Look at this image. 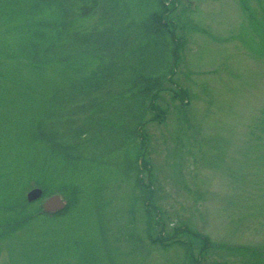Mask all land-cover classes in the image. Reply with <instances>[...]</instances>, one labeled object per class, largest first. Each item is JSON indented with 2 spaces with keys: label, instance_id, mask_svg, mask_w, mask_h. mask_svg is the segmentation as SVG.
Segmentation results:
<instances>
[{
  "label": "rangeland",
  "instance_id": "rangeland-1",
  "mask_svg": "<svg viewBox=\"0 0 264 264\" xmlns=\"http://www.w3.org/2000/svg\"><path fill=\"white\" fill-rule=\"evenodd\" d=\"M33 2L0 0V154L6 145L8 157H15L3 172L22 173L30 153H39L28 171L38 177L44 162L52 187L62 183L55 155L44 161L40 145L26 140L31 120L46 107L57 111L76 103L86 140L95 136L123 148L69 178L82 188L70 208L68 191L49 192L26 206L33 214L27 222L5 219L7 194L27 204L31 189L45 188L26 177L0 188V264H264V0H178L168 19L186 41L160 92L166 117H145L147 150L140 163L144 159L151 169L140 165V172L132 165L141 143L125 134L130 111L138 107L127 87L137 73L162 71L172 46L141 36L129 23L140 24L158 8L157 0H121L131 7L127 25L90 27L81 56L40 66L24 44L36 39L40 20H55L56 8L27 17ZM69 39L65 29L64 54ZM177 86L187 92L185 104L173 97ZM101 105L108 106L105 114ZM57 193L68 203L65 211L43 212L44 201ZM182 226L189 233L174 238L185 244L152 241L163 227L169 236Z\"/></svg>",
  "mask_w": 264,
  "mask_h": 264
},
{
  "label": "trees",
  "instance_id": "trees-1",
  "mask_svg": "<svg viewBox=\"0 0 264 264\" xmlns=\"http://www.w3.org/2000/svg\"><path fill=\"white\" fill-rule=\"evenodd\" d=\"M33 1L34 2L29 6V11H27V14L25 13L27 17H35L40 13H45L47 7L55 6L56 8L54 11L55 20L53 19L52 23H45L44 20H40L39 23L42 24V28L39 31L34 32L36 39L24 44V47L30 51V54L28 55H30L31 58H34L32 59L33 61L36 60L34 61L35 66L47 64L50 59L62 62V60H72L78 58L83 54L82 52H84V49L86 48L84 42L81 41L82 39L87 38L86 33L90 27L97 28L105 25L106 28H110L115 25L125 26L128 23L126 17L129 13H131V7L129 4L121 3V0ZM157 2L158 8L148 12L140 24L135 23L134 19H132L129 23V26L136 25L137 27H140L141 36L147 39L151 37H160V39H163L168 47L172 46V49L169 48V51L171 50V52L166 58H164V60H168V62L166 61L162 71L156 72L155 74H147L144 72L137 73L127 87V89L131 91L133 97L137 99L138 105L136 110L130 111V121L128 122L130 124L126 126L125 129V134L127 135L128 140H131V142L138 141L141 143L139 155L134 158L132 165V168L136 169L137 172H140L141 170L140 165H143L148 170L151 169L149 163L145 162L144 159L140 163V158H142V148L144 147V153L145 150H147V137L143 134L144 125L147 123L145 117L148 112L152 114L149 119L158 122L163 121L166 117V108H163L159 101L161 98L160 92L163 89L164 82L167 80L170 81L172 74L175 72V66L180 62V48L184 43V37L181 39L177 38L174 34V30L170 29L171 21L168 19V15L176 8L177 1L157 0ZM145 3L150 9V5L147 2ZM137 4H139L141 9L144 6L142 1H139ZM82 18H90V21L87 24H82ZM49 28H53L51 29V32L47 31ZM65 29L68 30L70 39L68 40L66 46V51L68 52L64 54L65 51L63 42L60 41L63 39ZM168 35L170 37L169 40L167 39ZM49 36L53 37L52 41L49 40ZM43 41H48L49 44L43 46ZM96 89H100V87H97ZM173 97L180 98V100H182V104H185L184 102L187 98V92L184 88L177 86L176 89H174ZM107 107V105H101L100 111L105 114L108 111ZM79 112V106L76 103H74L73 106L67 108L64 107L62 110L57 111L46 107L44 111L40 112L37 117L34 118V122L31 120L30 127H27L28 129L26 128L27 130H25L27 134V143L33 145L37 143L41 147V152L42 150L44 151V154L42 155V157H44V161L45 158L49 156V153L55 155L56 160L53 163V169L55 172H59V179H57L62 182L55 184L57 185V188L54 189L52 187L50 174L45 178V174L43 173L45 170L44 162H42L39 169L36 170V172H39L38 177L34 175V172L28 171L31 163L36 162V158L34 157L39 156V153L38 155L30 153L31 158L29 160L31 163L30 165L27 163V166L24 167L22 173L15 175L5 174L3 170L5 165H7V161L15 158L8 157L7 151L9 149L6 145H4V153L0 154V188L9 190L12 186L15 187L18 185L19 181L24 179V177H26V180L33 178L35 179L34 183L36 185H41L45 188L44 194L53 191H68L70 195V208L73 205L71 204L73 199L78 198L77 194L82 188L77 181L74 179L69 180V178L74 177V175L81 172L82 168L85 166L104 162V158L123 148L122 144L113 145L110 142H105L103 139L96 138L95 136L92 140H86L84 138L86 129L82 127L81 123L83 121L77 116ZM67 114H71V116L67 117ZM60 117L65 119L64 124H68L66 128L63 126L64 124L60 123L58 119ZM108 123H110L109 126H111V123H114V121H110ZM123 128L124 127H121V129ZM125 156L130 158L128 154ZM60 159L64 161V164L61 166H59L61 163H58ZM24 163L25 159L21 164ZM60 167L61 169H59ZM67 168H70L72 171H70L67 175L62 176V170ZM51 177L55 178L54 175ZM139 178L140 177L138 176L137 183L140 187H142ZM71 187L76 189L73 190ZM4 189L2 192H4ZM12 194L14 193H8L5 198V201L9 202V204L6 203V207H8L7 210H4L3 208L4 212L7 213L5 215V219L12 223H20V218H26L24 220L25 222L29 221V218L31 219L33 214L30 211L31 208L28 209L26 206H31L32 203L36 201L27 204L26 201L22 200V198H20L22 201H15V199L10 196ZM157 222L160 221L157 220ZM164 230L165 228L163 227L162 233ZM180 231H182V233H189L187 227H183L181 229L176 228L173 235L170 233L169 236H162L160 238L153 239L152 241L155 243H164L165 241L173 239L169 243L165 242L164 246L177 242L185 244L182 240L174 238L175 234H179ZM193 264H200L199 260H195Z\"/></svg>",
  "mask_w": 264,
  "mask_h": 264
},
{
  "label": "water",
  "instance_id": "water-1",
  "mask_svg": "<svg viewBox=\"0 0 264 264\" xmlns=\"http://www.w3.org/2000/svg\"><path fill=\"white\" fill-rule=\"evenodd\" d=\"M42 194H43V189L40 187H35L28 192L27 194L28 201H34L39 197H41ZM43 207L44 210L46 211H56L64 208L65 202L63 201V199L59 194H54L44 201Z\"/></svg>",
  "mask_w": 264,
  "mask_h": 264
}]
</instances>
